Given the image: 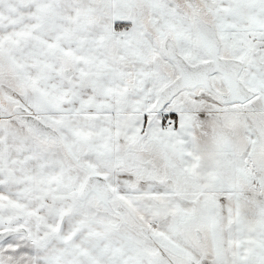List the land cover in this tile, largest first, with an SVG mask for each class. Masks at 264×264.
<instances>
[{"label": "snow or ice", "instance_id": "1", "mask_svg": "<svg viewBox=\"0 0 264 264\" xmlns=\"http://www.w3.org/2000/svg\"><path fill=\"white\" fill-rule=\"evenodd\" d=\"M0 264H264V0H0Z\"/></svg>", "mask_w": 264, "mask_h": 264}]
</instances>
